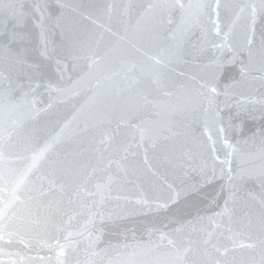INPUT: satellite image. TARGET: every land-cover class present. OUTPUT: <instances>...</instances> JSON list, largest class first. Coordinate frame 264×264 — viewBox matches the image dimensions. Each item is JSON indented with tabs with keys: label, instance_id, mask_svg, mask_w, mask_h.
Wrapping results in <instances>:
<instances>
[{
	"label": "water",
	"instance_id": "1",
	"mask_svg": "<svg viewBox=\"0 0 264 264\" xmlns=\"http://www.w3.org/2000/svg\"><path fill=\"white\" fill-rule=\"evenodd\" d=\"M0 264H264V0H0Z\"/></svg>",
	"mask_w": 264,
	"mask_h": 264
},
{
	"label": "snow or ice",
	"instance_id": "2",
	"mask_svg": "<svg viewBox=\"0 0 264 264\" xmlns=\"http://www.w3.org/2000/svg\"><path fill=\"white\" fill-rule=\"evenodd\" d=\"M47 150H48V148L46 146L45 148H42L38 153H36V155H34V157H33V164L34 165L36 163H38V161L44 157V155L46 154Z\"/></svg>",
	"mask_w": 264,
	"mask_h": 264
}]
</instances>
